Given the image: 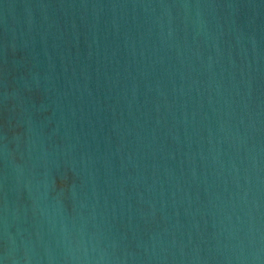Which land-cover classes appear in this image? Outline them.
<instances>
[{
    "label": "water",
    "instance_id": "1",
    "mask_svg": "<svg viewBox=\"0 0 264 264\" xmlns=\"http://www.w3.org/2000/svg\"><path fill=\"white\" fill-rule=\"evenodd\" d=\"M0 264H264V0H0Z\"/></svg>",
    "mask_w": 264,
    "mask_h": 264
}]
</instances>
